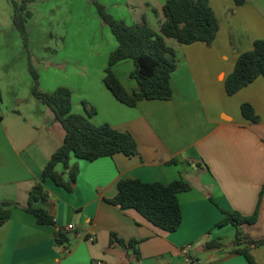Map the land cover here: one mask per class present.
<instances>
[{"label": "crops", "instance_id": "crops-1", "mask_svg": "<svg viewBox=\"0 0 264 264\" xmlns=\"http://www.w3.org/2000/svg\"><path fill=\"white\" fill-rule=\"evenodd\" d=\"M154 1L143 6L154 14L146 16L148 24L160 32L164 5L155 6ZM209 3L219 20L212 45L167 38L178 59L170 100L143 99L130 107L112 94L104 78L110 55L118 47L114 35L102 47L109 48L108 62L97 79L43 86L46 92L61 85L70 88L74 113L130 133L138 146L135 156L117 153L95 161L73 157L71 166L79 172L72 192L50 179L44 182L47 197L37 206L48 210L55 226L39 224L23 208L64 144L66 131L53 110L32 93H15L11 100L0 93V201L23 207L14 209L11 219L0 226V264H251L234 252L236 226L218 223L222 210L253 215L262 195L258 221L239 230L251 240L264 239V77L234 95L226 89L240 54L264 39V0ZM127 5L129 24L142 23L135 5ZM64 61L55 66L66 69ZM135 69L132 60L112 68L129 93L138 86L132 77ZM243 104L253 107L257 122L243 115ZM93 108L96 114L89 116ZM56 170L66 172L68 179L63 165ZM181 178L192 188L178 196L183 221L175 232L157 227L135 209L107 202L117 195L122 179L168 185ZM58 230L69 238L67 243L56 242ZM112 233L126 243L140 241V254L124 250L118 242L111 245ZM249 249L255 262L264 264V244H251Z\"/></svg>", "mask_w": 264, "mask_h": 264}, {"label": "trees", "instance_id": "trees-1", "mask_svg": "<svg viewBox=\"0 0 264 264\" xmlns=\"http://www.w3.org/2000/svg\"><path fill=\"white\" fill-rule=\"evenodd\" d=\"M35 0H22L20 4L12 0L15 7L13 22L21 33L24 42L28 40L26 28L27 19L32 16L28 5ZM97 6L103 22L109 26L118 47L109 58V66L104 78L105 85L122 103L134 107L143 99L170 100L173 97L171 76L177 68L178 59L175 50L168 45L167 38H172L183 44L202 42L210 46L219 31V20L212 9L209 0H167L163 7L164 20L160 23V32L152 28L146 18L142 23L128 24L109 14L105 6L96 0H91ZM243 4L247 0H235ZM157 14L158 10L153 9ZM132 60L136 69L132 77L138 86L129 93L119 78L115 75L113 66L123 61ZM33 76L32 95L53 110L56 120L66 131L64 144L53 154L42 174V182L37 183L30 193L28 207H21L13 201H0V226L8 222L14 209L23 208L32 214L42 225H56L55 218L37 203L46 200L44 182L52 180L56 185L69 192L78 177V168L71 166L73 157L87 161H95L103 157H112L117 153L126 156L138 155V146L134 137L126 132L114 129L110 124L96 125L91 120L73 112L72 91L61 86L54 92H44L40 88L39 75L30 68ZM264 77V39L254 43L251 51L240 54L235 69L226 80L229 95H234L242 88L251 84L258 77ZM86 105V103H85ZM243 115L258 121L253 107L243 104ZM96 114V109L88 111L89 116ZM63 165L66 172L59 173L56 168ZM192 186L185 180L178 179L165 185L161 182H143L139 179H122L118 183V193L113 199H108L112 205L122 209H135L157 227L175 232L183 221L179 194L191 190ZM258 206L251 216H245L237 211L222 210L223 219L218 226L234 225L237 228L235 253L243 254L251 264H257L250 253L249 245L264 244V239L254 241L242 234L240 226L255 224L259 219ZM69 238L62 230L56 233L58 244L67 243ZM116 242L124 249H134L140 254L137 245L140 241L131 240L126 243L115 233L111 235V245ZM246 244L245 247H242Z\"/></svg>", "mask_w": 264, "mask_h": 264}, {"label": "rangeland", "instance_id": "rangeland-1", "mask_svg": "<svg viewBox=\"0 0 264 264\" xmlns=\"http://www.w3.org/2000/svg\"><path fill=\"white\" fill-rule=\"evenodd\" d=\"M14 1L20 4L22 0ZM96 1L114 18L128 24L131 17L127 4L130 8L132 3L135 5L138 19L154 15L143 6L149 0ZM156 1L158 3L154 5L159 6L165 5L167 0ZM28 9L32 16L26 22L28 40L25 43L13 22L15 7L12 0H0V93L3 96L11 100L15 93H31L34 83L31 67L39 75L42 90L52 84L68 85L99 77L108 62L105 52L109 48L102 47L114 37L93 1L35 0ZM64 60L66 69L55 66Z\"/></svg>", "mask_w": 264, "mask_h": 264}, {"label": "built area", "instance_id": "built-area-1", "mask_svg": "<svg viewBox=\"0 0 264 264\" xmlns=\"http://www.w3.org/2000/svg\"><path fill=\"white\" fill-rule=\"evenodd\" d=\"M69 229L72 230V229H73V226L70 225V226H69ZM184 252L187 253L188 250H185ZM97 264H103V262H102V261H98Z\"/></svg>", "mask_w": 264, "mask_h": 264}, {"label": "water", "instance_id": "water-1", "mask_svg": "<svg viewBox=\"0 0 264 264\" xmlns=\"http://www.w3.org/2000/svg\"><path fill=\"white\" fill-rule=\"evenodd\" d=\"M69 172V171H68Z\"/></svg>", "mask_w": 264, "mask_h": 264}]
</instances>
